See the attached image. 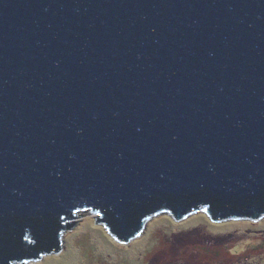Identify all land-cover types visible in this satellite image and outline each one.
I'll list each match as a JSON object with an SVG mask.
<instances>
[{
  "label": "water",
  "instance_id": "water-1",
  "mask_svg": "<svg viewBox=\"0 0 264 264\" xmlns=\"http://www.w3.org/2000/svg\"><path fill=\"white\" fill-rule=\"evenodd\" d=\"M88 211L264 217V0H0V264Z\"/></svg>",
  "mask_w": 264,
  "mask_h": 264
},
{
  "label": "rangeland",
  "instance_id": "rangeland-1",
  "mask_svg": "<svg viewBox=\"0 0 264 264\" xmlns=\"http://www.w3.org/2000/svg\"><path fill=\"white\" fill-rule=\"evenodd\" d=\"M78 215L59 252L27 264H264V217L211 221L198 211L174 220L163 212L120 242L95 222L99 214Z\"/></svg>",
  "mask_w": 264,
  "mask_h": 264
},
{
  "label": "trees",
  "instance_id": "trees-1",
  "mask_svg": "<svg viewBox=\"0 0 264 264\" xmlns=\"http://www.w3.org/2000/svg\"><path fill=\"white\" fill-rule=\"evenodd\" d=\"M72 223H73V221H72ZM72 223L70 224V226L72 225ZM26 237H27V236H26ZM26 237H25V238H26ZM61 238H62V236L60 235V236H59V248H58V249L61 248V244H60V243H61ZM58 249H57V250H58Z\"/></svg>",
  "mask_w": 264,
  "mask_h": 264
},
{
  "label": "flooded vegetation",
  "instance_id": "flooded-vegetation-1",
  "mask_svg": "<svg viewBox=\"0 0 264 264\" xmlns=\"http://www.w3.org/2000/svg\"><path fill=\"white\" fill-rule=\"evenodd\" d=\"M263 218V217H262ZM182 219V218H181ZM177 220V219H176ZM178 220H180V219H178ZM211 221H213L212 219H211ZM215 241H218V240H215ZM25 263H27V261H25Z\"/></svg>",
  "mask_w": 264,
  "mask_h": 264
},
{
  "label": "bare ground",
  "instance_id": "bare-ground-1",
  "mask_svg": "<svg viewBox=\"0 0 264 264\" xmlns=\"http://www.w3.org/2000/svg\"><path fill=\"white\" fill-rule=\"evenodd\" d=\"M88 212H91V211H88ZM84 213H86V212H84ZM75 219H72V220H70V221H74Z\"/></svg>",
  "mask_w": 264,
  "mask_h": 264
}]
</instances>
